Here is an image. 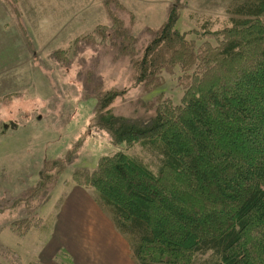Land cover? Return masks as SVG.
Masks as SVG:
<instances>
[{"label":"trees","instance_id":"1","mask_svg":"<svg viewBox=\"0 0 264 264\" xmlns=\"http://www.w3.org/2000/svg\"><path fill=\"white\" fill-rule=\"evenodd\" d=\"M181 3L141 48L105 3L109 26L81 38L107 40L144 93L177 70L183 95L156 96L138 120L111 111L124 90L95 91L93 126L123 149L71 181L95 193L136 264H264V0H234L220 28L204 19L200 33L176 28ZM43 171L26 198L49 189Z\"/></svg>","mask_w":264,"mask_h":264},{"label":"rangeland","instance_id":"2","mask_svg":"<svg viewBox=\"0 0 264 264\" xmlns=\"http://www.w3.org/2000/svg\"><path fill=\"white\" fill-rule=\"evenodd\" d=\"M173 1L0 0V264H136L126 239L88 187L79 186L102 216L92 214L91 227L77 233H69L77 226L67 222L57 238L50 234L61 204L76 187L72 173L92 171L99 158L123 149L93 126L96 98L91 95L124 90L111 111L138 120L152 113L146 103L156 96L177 104L183 95L177 70L164 74L158 90L144 93L132 84L127 59L115 57L107 40L98 44L81 38L109 26L107 4L141 48ZM233 1L182 0L176 28L200 33L204 19L213 22L212 30L220 28ZM132 151L142 156L139 148ZM59 159L64 167L55 172L50 162ZM42 168L44 176H51L45 182L49 189L28 199L23 190L35 187ZM46 248L54 254L49 257Z\"/></svg>","mask_w":264,"mask_h":264},{"label":"crops","instance_id":"3","mask_svg":"<svg viewBox=\"0 0 264 264\" xmlns=\"http://www.w3.org/2000/svg\"><path fill=\"white\" fill-rule=\"evenodd\" d=\"M69 192L70 194L67 198L64 199L63 203L60 206V211L56 216L55 223L53 225V231L50 234V238H52V240L57 238L56 234H58V232L62 228L68 227L67 222L70 223L71 228L77 226L76 229L72 228L69 233H77L75 230L91 227V223L96 219L93 217V215H95V212H98L99 215L102 216L99 208L91 203L90 197L86 195V191H84L82 187H73ZM71 197L72 199L69 202ZM68 204L71 206H68ZM40 252H42V250ZM47 254L50 257L52 254H54V252L48 249Z\"/></svg>","mask_w":264,"mask_h":264}]
</instances>
